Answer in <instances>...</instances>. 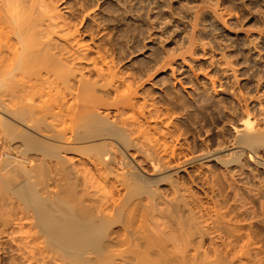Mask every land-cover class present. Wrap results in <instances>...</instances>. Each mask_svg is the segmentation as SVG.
Here are the masks:
<instances>
[{
    "label": "rangeland",
    "instance_id": "374dc122",
    "mask_svg": "<svg viewBox=\"0 0 264 264\" xmlns=\"http://www.w3.org/2000/svg\"><path fill=\"white\" fill-rule=\"evenodd\" d=\"M56 5L63 15L68 16L72 20L71 22L75 23L74 28L78 29L82 42L85 41L84 43L89 44L90 47L93 46L92 50L98 47L101 48L100 52L103 51L107 59L113 58L114 61L116 60L115 63L112 62L119 72V77L125 83L132 85V88L136 87L137 89L135 106L141 105L140 108L134 107L135 111H143L145 115L147 114L146 116L143 114L145 118L149 117V114L152 116V118L149 117L151 120L147 117L148 121L142 117L140 122L153 124L152 126L158 128V132L161 129L160 133L166 135L164 137H167L166 139L162 138L166 140L165 142L169 140L168 144L173 145L175 143V151L176 153L179 152V156L175 157V161H177L175 163L190 157L197 159L185 164L183 169L177 171L176 175L173 176L175 179L173 178L172 183L173 181L174 183L178 182L174 185L177 190L174 187L172 189L173 184L168 181L157 184L156 187L154 186V189L157 188L158 190H156V196L160 194L161 198L159 196L158 198L163 203L159 199V202H157V198H155L156 203L149 205L151 210L143 211L146 213L145 221L139 222L141 225L138 228L136 227L138 230L134 228L135 231L137 230L135 232L136 238L134 239L135 235L133 237L135 243L130 239L125 240L128 244L124 241L125 246L126 244L132 245V243H134V246H126L127 253L124 251L126 250L125 246L121 250L118 247V250L123 252L126 257H123L125 261L122 262L133 264L137 261L136 259L147 256L150 260H154L155 257L160 258L164 255L165 249L170 256L166 253L164 257L162 256L161 261L156 259L159 261L153 262L158 264H238L246 258V263L243 260L242 264H253L252 262L263 264L264 148L252 150L247 149L249 147L244 144L239 145L236 139L238 132L236 133L237 129L235 130V128L239 127V123L242 122L243 118L249 116L252 126H254L253 123H257L256 126L264 131V0H57ZM39 8L41 9V7ZM215 12L221 15L222 18L221 16V19L217 18ZM63 32L60 35H64ZM63 35L57 37L63 40L62 38H65ZM59 39L56 38V41L60 42ZM98 42L99 44H97ZM101 42L102 44L104 42L105 47ZM94 51L89 56L93 57L95 55ZM104 53L102 54L104 55ZM171 57L173 61L170 60ZM182 58H184V62ZM165 60H168L167 64L171 63L169 67ZM163 63L167 66L161 68L165 65ZM85 64L88 65V63ZM85 64H80L81 69H84L82 78H86L87 75L91 80L88 84L93 85L92 78L96 76L89 70L90 64L89 67L86 66V68L88 67L87 70L82 68V65L84 67ZM97 65H99V62ZM96 79L97 77L94 80ZM97 80L94 86L100 87L103 79L100 78L98 82ZM109 96L112 97L113 95L110 94ZM141 108L142 110H137ZM108 109L111 117L115 110L114 108ZM155 111L159 112L158 116H156ZM152 112L155 115H152ZM245 112L250 113L247 115ZM129 113L127 111V115ZM153 116L156 117L153 118ZM140 124L145 127L143 123ZM132 125L137 127L135 123H132ZM135 130L137 129L135 128ZM163 130L169 132L168 134H171V137ZM236 151L242 152L244 155L239 152L240 155H238ZM131 153L133 156H130ZM134 153L135 151L131 149L128 151V154H130L128 156L133 157L136 164H141L140 167L144 171L142 173H145L146 176H154L151 165H149L150 162L146 160L148 159L146 155L143 157L144 155L141 154V156L139 152ZM208 153L211 155L209 156ZM253 153H256V155ZM82 155L74 153L65 155L69 160L71 159L72 167L67 164V161L65 162L66 167L64 166L65 163L64 165H56L64 175V177L62 176L63 179L58 175L59 185L63 184L71 194H75L77 200L79 199L77 194L81 190L77 189L81 186L87 187L88 189L82 188L87 192H89L91 186H94V189L96 187H98L97 189L102 188L96 182L94 184L87 182L86 184V181H83L86 174L83 170L81 171V168L86 160L83 158L85 155ZM196 156H201V158ZM79 158L83 160L81 161ZM172 161L174 162V160ZM44 163L47 164L46 166H51L53 162L50 164L48 159H44ZM67 167L69 172L71 169L73 173H76V169L81 172L82 180L80 176L77 177L73 173H64ZM83 167L85 166L83 165ZM73 168H76L75 171ZM91 169L94 170L90 167ZM90 170L89 173L93 172L94 174V171L91 170L90 172ZM65 174L69 177H65ZM59 178L61 179L59 180ZM66 178L67 180H64ZM78 179L85 184L81 185ZM49 183H52V181H49ZM1 184L0 182V264H36L37 261L38 264L42 261L40 264H66L67 262L64 263L65 260L60 258L57 253L44 247L46 242L41 239L42 236L35 235L38 233H36L37 231L33 225L32 228L29 226L31 230L28 228V225L32 224L30 215H26L29 214V211L26 214L23 213L26 209L24 211V208H21L22 203L12 195L8 188ZM114 184L111 183L109 187L111 188V185L115 186V188L112 187V192H114L113 196H116L114 198H117L119 196L118 191H122V188L119 189ZM105 188L102 191L94 192L95 195L98 194L94 195L95 198L97 197L94 200L90 196L94 191L91 187L92 192L90 191V194H87L91 201L89 198L88 202L86 199L88 197L85 196L87 201H85L86 204L84 203L85 206L89 207L87 203H90V205L92 204L90 209L97 208L93 204L98 203L96 211L98 212L99 205H101L99 201L101 202L104 199L103 196V199L100 200V196L108 195ZM49 190H53V188L50 187ZM119 194L121 196V192ZM108 196H105V199ZM98 199L99 201L96 203L95 201ZM156 204H158L160 212L162 208L161 213H158V210H156L158 212L154 211L157 208L154 209ZM104 206L103 204L102 207ZM151 206H153V210ZM134 211L136 210H132V212ZM112 212L110 213L114 218L116 215H114L115 212ZM138 212L139 210L135 212L136 214L132 213L130 220L135 218L132 221L135 223L134 225L130 223L132 224L130 227L127 226L129 233H131L129 229L138 223L136 221ZM106 213L108 212L106 211ZM144 213L141 211L142 217L145 216ZM123 215L119 216L120 219ZM126 216L125 219L122 217L123 220L117 222L116 216V220L114 219L115 224L121 223L117 224L118 226L114 224L112 227H121L126 219L129 220L130 216L128 215V218ZM141 220L139 219V221ZM127 225H129V221ZM228 225L233 228L228 227ZM19 226H22L20 227L21 230H19ZM242 226L244 227L242 228ZM228 228L239 229L237 230L238 235L237 231L233 230L232 232ZM20 231H22V235H30L29 237L24 235V240L28 239L33 242L23 241L31 243H27L26 246L34 244L35 247H40L44 244L40 247L42 249L44 247V249L41 250L37 247L39 253L32 252L31 254V252H28L32 248L29 246V249L31 248L29 250L24 246L25 243L23 245V237ZM25 231L29 233H24ZM243 231H245L244 235H248V237L242 235L243 238L247 237L246 240L252 238L248 242L253 241L251 244H253L254 250L256 249L255 246L258 247L254 252L262 249V255L261 252L260 254L259 252H252L253 247L251 245L249 247H252V251L247 246L248 250L246 248L239 250V248L242 249L241 234ZM124 234L123 237H130L128 234V236ZM133 234L131 233V235ZM31 235L34 237H31ZM229 235L235 237L232 238ZM123 237L121 235L122 242L126 239H123ZM34 240H37L39 245H35ZM40 240L43 244H40ZM138 241L139 243L136 246L135 244ZM185 242L189 243L188 246L185 245ZM20 243L22 244L19 246ZM16 245L19 248H16ZM121 245L123 246V243ZM167 247L170 251L167 250ZM158 248H161L162 251ZM157 249L164 254L159 255L161 253ZM21 251L23 252L22 255H20ZM153 251L158 252L159 256ZM239 254L241 257H245L241 258ZM30 255H32L31 259L37 260L38 258L39 260L32 262L29 260L27 262ZM33 255H36V259L33 258ZM171 256L177 257L174 260L170 258ZM248 256H250V259ZM22 257L28 258L22 259ZM119 258L121 257L119 256ZM119 258L114 259L113 262L116 261L117 264L120 261ZM147 259L140 260L145 262ZM142 261H139L138 264ZM257 261L260 262L256 263Z\"/></svg>",
    "mask_w": 264,
    "mask_h": 264
},
{
    "label": "bare ground",
    "instance_id": "6f19581e",
    "mask_svg": "<svg viewBox=\"0 0 264 264\" xmlns=\"http://www.w3.org/2000/svg\"><path fill=\"white\" fill-rule=\"evenodd\" d=\"M56 4L57 0H0V182L2 183L1 185L8 188L12 195L15 196L20 203H22L23 206L21 205V208H24V211L26 209L23 213L26 214L28 213L27 211H29V214L26 215H30L32 218V220L30 218V222L32 224H29L28 228H30L29 226L32 228L33 225L37 231L36 233H38L35 235L43 237L41 238L39 236L46 242V245L44 246L42 240H40V244H43L42 246L47 248V250H52L57 253L60 258L65 260L64 263L116 264V261H113L114 259L117 260L120 256V261H117V264H125V262H122L125 261L123 258L125 255L123 252L118 250V247H120V250L121 248L124 249L125 240L130 239L133 242L135 241V232L138 230L137 228L139 225H141L139 222L145 221L144 219L146 217V213L143 211L151 210L149 205L156 203L155 198H157L156 200L159 202L158 196L160 197V194L156 196L158 190L157 188L154 189L156 185L161 184L164 181L172 183L174 178L173 176L176 175L177 171L183 169L185 164L189 162L191 163V160L193 162V159H197L195 157H190L175 163L177 162L175 159L179 153H176L175 151V143L171 145L170 143H167L169 140L165 142L166 140L164 139L167 137H164L166 135H164V133H160L161 129H159L160 132H158V128L152 126L153 124L151 125L147 122H140L142 117L143 119H147L148 116L145 118L147 114L145 115L143 111H135L137 106H135V98L137 95L136 87L134 86L135 88H132V85L130 86V84L125 83L124 80L119 77V72L115 69V65L112 62L114 61L113 58L107 59L105 53L101 51L104 53L103 55L100 52L101 48L99 49V47H96L97 49L93 48L95 51L91 49L93 47L91 45L94 42L93 40L90 44L92 47H90L89 44L84 43L85 41L82 42V40H80L78 29L74 28L75 23L73 24L71 22L72 20L69 19L68 16L65 14L63 15ZM39 7H41V9ZM216 13L217 12H215V14ZM216 15L217 18H220L221 16L218 14ZM64 30L66 31L63 32ZM62 32L65 33L64 35L61 34L65 36V38H62L63 40L57 37H60V33ZM55 36L62 42L56 41ZM97 44H99V42ZM92 51L95 53L93 57L89 56ZM170 60L173 61V58ZM182 60L184 62V58H182ZM98 62L99 65H97ZM167 62L168 60L166 61V64ZM81 63H88V65L85 64L84 67L82 65V68H86V66L89 67V64L91 65L89 70L95 74L98 79H96L97 82L100 78L103 79V83L100 87L94 86L96 85L94 84L96 81L94 79L96 77L92 78L94 81L92 82L93 85L88 84L91 80L89 79L90 77H87V75L86 78H82V72L84 69H81ZM166 64L161 68L166 67L167 65L169 67V64L171 63L169 62L167 65ZM99 84L97 85L99 86ZM122 85L126 86L123 87ZM110 94L113 96H109ZM140 105L137 106V108H140ZM108 108H114L115 110L111 117L109 116L110 111ZM137 110H142V108ZM127 111L131 114L129 113L130 115H127ZM155 113L157 112L155 111ZM158 113L156 116H158ZM245 113L247 114V112ZM249 113L250 112H248L247 115H249ZM143 114L145 116H143ZM152 115L155 114L152 112ZM149 117L152 118L150 114ZM155 117L153 116V118ZM146 121H148V119ZM139 122L143 123L145 127ZM132 123L137 124V127L132 125ZM253 124L254 126H252L249 116H246L242 119V122L240 121L239 127L235 128V130L237 129L236 133L238 132V134H236L237 136H235L239 145L244 144L249 147L247 149L259 150V148H264V131L262 128L259 129V127L256 126L257 123ZM146 125H150L152 127L149 126L150 128L148 127V129ZM135 128L137 130H135ZM163 131L165 132V130ZM169 132L171 133L170 129ZM165 133L168 134L167 132ZM171 134L168 135L171 137ZM173 138L175 137L173 136ZM131 149L135 151L134 154L139 152L140 155H144L143 157L146 155V158H148L146 160H149L150 163H148L151 165L150 167L154 172V176H146L145 173H142L144 171L140 167L141 164H136L133 157H130L133 156L132 153L131 155L128 154V151ZM67 153L85 155L83 158L86 161L82 164V168L84 169L81 168V171L83 170L86 174L84 175L85 178L83 181H86V184L87 182L91 184L96 182L102 187L101 189H97L98 187L94 189V186H91L93 187L92 190H94L93 193L99 192L100 190L102 191V189L104 190L106 187L105 189H107L108 193L106 190L105 191L109 196L101 195V199H99L102 200L103 196L104 199L105 196H108V199H103L101 202L99 199L95 201L96 203L97 201L101 203V205H99L98 212H96L98 203L93 204V206L97 208L90 209V206L92 207V204L90 205V203H87V206L89 207L85 206L86 202L90 198L87 194H90V191L92 192L91 187H89V192L84 190L87 187L84 188L81 186L77 189L83 190H80L81 192L79 191V194H77L78 192L76 191V194L79 197L77 200L75 199V194H71L63 184L59 185L57 178L61 176L63 179L64 175L62 174L63 172H60V168L56 165H64L66 161L68 162L67 164H72L70 161L71 159L69 160V158L65 156ZM239 153L244 155L242 152ZM239 153L238 155H240ZM253 154L256 155V153ZM210 155L211 154H209V156ZM197 158H201V156H198ZM44 159H48L50 164L53 162L51 164V166H53H46L47 164L44 163ZM172 160H174V162ZM83 165L85 167H83ZM64 166L66 167V163ZM90 167L94 169H91L94 171V174L93 172L91 174L89 173ZM65 169L67 170L64 173H73L71 172V168L70 172L68 167ZM75 172L76 173H73V175L81 177V172L77 169ZM65 177H67L66 174ZM61 178H59V180ZM67 178L64 180H67ZM81 180H79V182ZM49 181H52V183H49ZM111 183H115L119 189L122 188V191L119 190L121 192V196L118 191L119 196L114 198L115 195L113 196L114 192H112V187L115 188V186L111 185L112 187L110 188L109 185ZM175 183L173 181L172 189L173 187H176L174 186ZM82 184L83 183H81V185ZM50 187H52L53 190H49ZM176 192L178 193V191ZM95 193L93 195L90 194L94 200L97 199V197H94ZM179 194L182 193L179 192ZM94 200L92 201L93 203ZM102 203L105 205L104 207H102ZM157 205L158 204L154 206V209L156 207L158 208ZM151 207L153 210V206ZM157 208L154 211L158 210L159 212H156L161 213L162 208L160 207L161 212L160 209ZM130 209L136 211L139 210L138 220L136 219L138 223H136V226L131 227V229L135 228L137 230L135 231V229H129L131 233H134L133 235L128 232L127 226L130 227V225H134L135 222L132 221L135 218L132 220H130V218L132 213H135L136 211H129ZM110 210L113 211L112 213L115 212L114 215H116L117 218L116 216H114V218L112 217L113 215L110 213ZM127 210L128 212H126ZM106 211L111 217L108 213H106ZM141 211L145 214V216H143L144 218L141 216L142 214H140ZM130 212L131 214H129ZM123 213L125 214L123 215ZM121 215H123V219H125L126 215L127 218L130 216L128 218L129 220L126 219L121 227H112L115 224V218L117 219H115L116 222L121 221L122 217L121 219L119 217ZM141 218H143V221ZM139 219L141 221H139ZM112 220L114 223H112ZM128 221L129 225H127ZM120 223L121 222L117 224L119 225ZM239 223L240 222H238V224ZM117 224H115V226H118ZM233 225L234 224L232 223V226ZM230 226L228 225V227ZM232 226L231 228L234 227ZM20 227L22 226H19V230L22 229ZM243 227L244 226H242V228ZM229 230H232L233 232L235 229ZM124 232H126V234H124ZM244 232L245 231L241 234L242 249L239 248V250H244L245 248L247 249V247L253 245L251 244L253 241L248 242L249 239L252 240L251 237L246 240L248 235L245 234L247 237L243 238L242 235H244ZM24 233L29 232L25 231ZM20 234L23 237L22 242L29 241L28 239L24 240L25 234L22 235V231H20ZM123 234L125 236L129 235L130 237H123ZM121 235L123 239L126 238L123 242L122 239H120ZM231 235L229 236L232 238L235 237ZM21 236L20 239L22 238ZM25 236L29 237L30 235L26 234ZM31 237L34 236L31 235ZM37 240H34V242H36L35 245H39ZM24 243L25 242H23V245ZM27 243H25L24 246L29 249L30 245L26 246ZM122 243L123 246L121 245ZM126 243L128 244V242ZM134 243H132V245L126 244V246H134ZM137 243H139V241L136 242V246ZM185 243V245L188 246L189 243ZM21 244L22 243H20L19 246ZM17 246L18 245H16V248H19ZM32 246H34V244ZM32 246H30L32 248L30 249L34 250V248H36L34 251H31L30 249V251H28L27 249V251L31 252V254L32 252L39 253V251H37V247H42ZM127 247L125 248L126 250H124L126 253ZM252 247L253 251L250 247L248 248L252 252L258 248L255 246L256 249L254 250V246ZM161 248L158 249L161 250ZM40 249L43 250L42 248ZM159 250L158 252L161 253L163 248L161 251ZM167 250L170 251L168 247ZM261 250H257V252L260 254ZM153 252L156 254L158 253L156 251ZM164 252L165 254H158H164L162 255L164 257L167 253V255L170 256L165 249ZM263 253L261 252V255ZM22 254L23 252L20 253V255ZM252 254L253 253H251V255ZM253 255L255 256V254ZM30 256L29 258L27 257V262L29 260H31V262L39 260L38 258L37 260H33L31 259L32 255ZM162 256L160 258L155 257L154 260L151 259L152 261L149 256L143 257L144 259L148 258L145 262L142 261L143 258H138L135 263L138 264L139 261H142L140 264H156L157 262L153 261H161L163 259ZM176 257L171 256L170 258L174 259ZM244 257L242 256L241 258ZM248 257L250 259V256ZM20 258L21 256L18 259L20 260ZM23 258L26 257H22V259ZM33 258L36 259V255H33ZM26 259L24 260L26 261ZM245 259L246 258L243 260L245 261ZM242 261H240V263ZM260 261L263 263L262 260ZM260 261H257L256 263H259ZM42 262H39V264ZM249 262L247 261V263ZM35 263L38 264V261ZM240 263L238 262V264ZM252 263L254 264V262Z\"/></svg>",
    "mask_w": 264,
    "mask_h": 264
}]
</instances>
